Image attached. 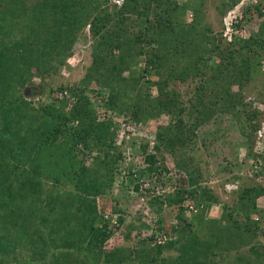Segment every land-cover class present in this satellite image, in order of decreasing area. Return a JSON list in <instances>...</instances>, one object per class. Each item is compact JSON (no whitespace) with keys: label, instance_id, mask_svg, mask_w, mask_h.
Masks as SVG:
<instances>
[{"label":"rangeland","instance_id":"obj_1","mask_svg":"<svg viewBox=\"0 0 264 264\" xmlns=\"http://www.w3.org/2000/svg\"><path fill=\"white\" fill-rule=\"evenodd\" d=\"M173 1L182 7L183 13L180 15L167 11L170 14L166 13L165 16L173 23L174 30L171 34L175 37L178 33H182L179 29L183 25L185 30L188 29L187 26L194 27L186 40L192 43L195 40L196 45L202 43L203 50L199 49L198 53L201 56L199 67L205 73L204 76L201 74L190 77L185 82L172 80L169 78L168 68L174 62V57L171 58L161 51L162 66L159 67L161 74L157 80L161 87L164 84V97L167 96L168 99L172 97L177 105L184 107L185 124L193 123L188 115L191 112L195 117L203 116L202 119H205L204 115L207 114L210 119L196 130L195 135L192 134L194 137L187 134L190 139L189 145L182 148L175 145L172 149L165 147L159 152L156 151L155 146L158 142L156 134L159 128L167 126L175 119L172 112L158 105L157 87L151 86L147 96L145 94L147 91L144 92L146 84L143 83V86H140V92H144L141 97L146 102L155 100L152 103L154 116H148L140 121L105 109L104 102L108 98V89L87 90V95L84 94L86 98L84 102L87 107L90 106V111L92 110L97 122L112 120L115 135L112 149L100 146L83 148L81 142L74 143V140H71V137L72 139L74 137L75 122L65 124L60 121L50 129L60 127L62 131L58 135L59 141H67V148L74 147L72 154L69 156L62 153L57 163L54 159L58 156H48L42 159L45 161L43 163L37 161L35 155L30 157L31 161L27 160L28 156L24 154L23 149L25 141L19 137V130L10 128L6 131L7 137L0 133V150L8 152L5 154L8 155L6 157L8 167L0 169V204L3 201L6 203L0 216L5 218V222L11 223L7 228L5 227V231L2 230L3 223H0V237L5 238V246H7L6 252H0V264H189L179 259V251L176 250L178 243H175L178 235L170 230L168 221L162 220L158 215L155 216L159 204H164L167 200L165 196L176 194L178 190H188L191 180L189 176L193 175L192 177H196L197 181L194 182H197L199 191L205 188V192L209 191L218 200L207 210V218L219 220L225 204L235 206L237 192L240 189L261 183L262 175L260 173L259 176L253 175L256 167L253 163L250 164L252 158L246 156L245 145L248 144V133L244 134L238 125V122L243 126L246 124L245 117L242 116L237 120L229 113H219L214 102L225 98L234 100L241 111L243 109L238 102L242 106L247 105L246 109L255 107L258 111L263 110L260 102L264 100V59L257 61L258 54L247 47L245 41L251 39V34L257 32L259 23L264 20V2H261L262 0ZM4 2L5 0H0L2 5ZM36 4L37 0H27L25 3L26 7L31 5L28 12L34 13L35 18L39 17L35 19V32L38 33L42 27V14L39 13ZM254 5H260L261 17L257 16ZM93 13L104 16L103 12ZM52 18L53 16H49L46 23L57 31L62 30L60 21L54 25ZM167 39L172 40L169 34ZM180 41L182 42V39ZM188 41H183L187 48L190 47ZM93 44V37L87 26L75 42L72 56L70 55L73 58L70 56L66 58L65 63L59 66V75L48 77L44 82L54 88L60 86L80 88L79 82L85 75L86 68L91 65L90 48ZM242 46L245 47L241 49ZM214 47L219 49L216 50ZM233 51V57H229L228 54ZM218 52L220 56L217 55ZM112 53L116 54V59L111 61L106 57L109 66L119 61L118 50ZM106 55L109 56L107 53L104 56ZM244 61H247L248 66L242 68ZM52 65L55 63L53 62ZM142 66V63L135 64L134 68ZM31 69L35 71V67ZM127 74L128 72L125 71L123 76ZM234 78L240 79L234 85H230L229 82ZM39 83L40 80H36L35 84ZM27 88L23 89L21 94L33 108L55 102L53 97L39 98L35 95V91H26ZM57 99L67 100L66 112H69L77 102V97L70 94L58 95ZM82 107L84 108V105ZM241 113L245 114V112ZM87 119L89 117L86 121ZM258 122L260 127L264 128V113L256 116L253 121V123ZM2 128L3 125L0 124V130ZM244 130L250 134V127ZM87 139L90 140V137L88 136ZM251 140L255 153L264 157V134L258 135L256 132L251 136ZM143 147H145L144 151ZM147 155H155L158 167L160 162L158 160L163 162L164 167L161 165L159 167L162 178L158 181H149L147 178L150 176L149 164L145 160ZM72 158L74 166H71ZM112 159H115V162ZM180 162L184 163L183 169L175 166ZM234 162L238 164L235 170L236 179L224 170L225 165ZM94 163L96 167H93ZM260 163L259 158L257 167ZM35 165H42L38 167L39 172L35 171ZM58 168L62 177L53 172ZM62 168L66 171L70 169L71 177L64 174ZM97 187L98 189L95 190ZM22 194L27 196L24 197ZM81 197L86 198L87 204L95 205L96 216L101 222L96 219L93 225L99 228L106 225L110 232L100 247L91 244V238L86 233L88 231L83 227V223L87 224L86 227L90 226L91 221L76 211L80 206ZM254 203L252 221L258 224L257 233L236 231L238 236L241 235L243 242L236 253L245 260L249 259L250 262H254L257 257L264 259V193L258 196ZM184 206L185 217L189 219L196 212V208L192 200H187ZM234 216L237 217L236 214ZM237 218L242 221V215H238ZM171 224L177 226L175 220ZM168 243L175 245L166 248ZM161 246L162 249H158ZM109 253L112 255L107 256ZM212 260L215 262L216 258Z\"/></svg>","mask_w":264,"mask_h":264},{"label":"trees","instance_id":"obj_2","mask_svg":"<svg viewBox=\"0 0 264 264\" xmlns=\"http://www.w3.org/2000/svg\"><path fill=\"white\" fill-rule=\"evenodd\" d=\"M26 1L5 0L4 5L0 3V8L2 7L0 10V124L3 125L0 133L7 137L6 131L10 128L19 130V137L25 141V144L21 143V145L24 144L23 149L24 154L28 156L27 160L31 161L30 157L35 155L37 161L44 163L43 158L58 156L54 159V162L57 163L62 153L71 156L74 147L67 148V141H59L58 135L62 131L60 127L50 129L52 125L60 121L65 124L75 122L74 137L73 139L71 137V140H74V143L81 142L83 148L100 146L112 149V141L115 138L114 124L111 119L102 122L95 120L90 106L87 107L84 102L87 90L108 89L109 94L104 102V108L117 115L123 114L135 121H140L148 116H154L152 103L155 102V100L146 102L141 94L147 91L145 94L148 96L149 88L157 87L159 99L156 101L158 105L165 108L166 111L172 112L175 119L167 126L159 128L156 134L158 142L155 146V150L158 152L165 147L172 149L175 145L181 148L189 145L190 139L187 134L194 137L192 134L195 135L196 130L210 119L207 114V116L204 115L206 118L202 119L203 116L195 117L191 112L188 115L193 123L185 124L184 107L177 105L174 98L164 97V84L161 87L157 80L161 74L159 70V67L162 66L160 64L161 51L167 53L171 58L174 57V62L168 68L170 79L185 82L190 77H197L201 74L204 76L205 73L199 67L201 56L198 53L199 49L203 50L202 43L196 45L195 40L194 43L186 40L194 27L186 25L189 30H185L183 25L179 29V32L182 33H178L175 37L171 34L174 30L173 23L166 18V13L168 14L170 11L180 15L183 13L182 7L175 1L124 0L123 4L118 7L112 4L111 0H37L36 5L39 13L42 14V27L38 33L35 32V19L39 17L35 18L34 13L28 12L31 5L26 7ZM233 5L234 3L231 4V6ZM253 8L257 11V16L261 17L260 5H254ZM94 11H98L99 14L103 12L104 16H101L102 14L94 15ZM49 16H53L54 25L60 21L62 30L57 31L46 23ZM87 26H89L94 44L90 48L91 65L86 68L87 71L79 82L81 87H49V84L44 82L45 79L59 75V66H62L66 58L71 55L75 42ZM168 34L172 38L171 41L167 39ZM195 39L198 40L197 37ZM183 41H188L190 47L187 48ZM206 41H208L207 38ZM237 43L239 42L237 41ZM167 44H169L168 47ZM245 44L258 54L256 55L257 61L264 59V20L259 23L257 32L251 34V39L246 40ZM232 45L231 43L230 46ZM243 47L245 46H242L241 49ZM167 48L170 49L167 50ZM116 49L119 52V61L113 66H109L107 59L110 58L111 61L116 59V54L112 53ZM214 49L217 50L219 47H214ZM11 53L14 54L11 55ZM106 53L109 56H104ZM233 54L234 51L230 52L228 56L233 57ZM217 55L220 56L219 52ZM53 62L55 65H52ZM139 62L143 66L135 69L134 65H139ZM243 64L242 68L248 66L247 61H244ZM32 67H35V71H32ZM125 71L128 72L127 76H123ZM241 76L243 77L242 73ZM35 77L40 79V83L34 86L35 89L33 88L36 93L50 99L54 93L66 90L71 96L77 97L76 104L69 112H66L67 100L53 97L55 100L53 104L42 105L38 108L31 107L21 92L26 86L33 84ZM239 79H232L229 82L230 85H234ZM143 83L146 84V90L140 92V86H143ZM235 103L234 100L230 101L225 98L217 99L214 102L219 113H229L232 118L237 120L242 116L245 117L246 124L243 126L238 122V125L244 134L248 133V144L245 145L246 156L252 158L250 164L253 163V166L256 167L253 175L259 176L260 173L262 180L260 179L261 183L254 186L240 189L237 192L235 206L225 204L219 220L207 218V210L213 205L212 203H217L218 200L209 191L205 192V188L199 191L196 186L197 182H194L197 181L196 177H192L193 175L189 176L191 180H189L188 190H178L176 194L165 196L167 200L164 204H159L155 216L158 215L162 220L168 221L170 230L178 235L175 243H178L176 250L179 251V259L185 260L189 264H264V259L260 257H257L254 262H250L249 259L245 260L243 256L236 253L243 244L241 235L238 236L236 231L247 233H257L258 231V224L252 221V212L255 207V199L264 193V157L255 153L251 136L261 128L259 122L253 123V121L256 116L264 113V100L260 102L263 105L262 111L251 106L246 109L247 105L242 106L238 102L243 109L241 111ZM191 104L193 105V103ZM241 112H245V114L243 115ZM88 117L89 119L86 121ZM246 127H250V134L244 130ZM88 136L90 140L87 139ZM249 140L251 141L249 142ZM3 149L5 150V147ZM144 150L145 147H143ZM7 153V151L0 150V169L8 167V158H6L8 155H5ZM259 158L261 163L257 167ZM114 160L112 159L113 162H115ZM145 160L149 164L148 173L150 176H147L149 181H158L162 178V172L159 170L160 165L164 167L162 160H158V162L160 161L159 167L156 166L155 155H147ZM112 161L110 160V162ZM41 166L35 165V171L39 172L38 167ZM71 166H74L73 158ZM175 166L178 169H183L184 163L180 162ZM93 167H96L95 163ZM237 167L238 164L234 162L225 165L224 170L228 175L235 177ZM253 169L252 167L251 170ZM60 171L58 168L53 172L62 177L63 175L59 174ZM63 172L70 177L72 175L70 169L63 170ZM22 195L27 196L26 194ZM81 198L80 206L76 211L91 221L90 226L86 227L87 224L83 223V227L88 231L86 233L91 238V244L100 247L110 232L106 225L100 228L93 225L94 220H100L96 216L95 205H89L86 198ZM187 200H192L196 208V212L189 219L185 217L184 203ZM5 207L6 203L3 201L0 204V212ZM234 214L237 217L242 215V221ZM4 219L0 216V223H3L2 230L5 231L11 223L5 222ZM173 220L177 222V226H172ZM175 243H168L166 248L175 245ZM162 247H158V249H162ZM4 251H7L5 238L0 237V252ZM110 255L112 254L109 253L107 256ZM214 257L216 258L215 262L212 260Z\"/></svg>","mask_w":264,"mask_h":264},{"label":"clouds","instance_id":"obj_3","mask_svg":"<svg viewBox=\"0 0 264 264\" xmlns=\"http://www.w3.org/2000/svg\"><path fill=\"white\" fill-rule=\"evenodd\" d=\"M112 4H114L113 1H112ZM115 5H116V4H115ZM121 5H122V4H121ZM121 5H116V6L119 7V6H121ZM73 47H74V46H73ZM72 51H73V49H72ZM71 54H72V53H71ZM71 56H72V55H71ZM71 56H70V58H73V57H71ZM67 61H68V60H67ZM66 63H67V62H66ZM36 80H40V79H39V78H35V79L33 80V82H32L33 84H31V85H29V86H26V87H28V88L26 89V91H35V90H34V89H35L34 86L36 85V84H35ZM26 87H25V88H26ZM25 88H24V89H25ZM33 88H34V89H33ZM63 91H64V90H62V91H60V92H56V93H54L53 97H54L55 99H57V98H58V94H59V93H62ZM35 95L38 96L39 98H40L41 96H43V95H41V94H39V93H36V91H35ZM27 103H28V102H27ZM34 104H36V102H35ZM31 107H32V106H31Z\"/></svg>","mask_w":264,"mask_h":264},{"label":"built area","instance_id":"obj_4","mask_svg":"<svg viewBox=\"0 0 264 264\" xmlns=\"http://www.w3.org/2000/svg\"><path fill=\"white\" fill-rule=\"evenodd\" d=\"M114 4L116 5H121L123 4L124 0H112ZM264 63V61H263ZM59 96H62V95H69V92L68 91H63L62 93H59L58 94ZM261 107V106H260ZM261 134H264V128H260V130L258 131V135H261ZM119 136V135H118ZM261 137V136H260Z\"/></svg>","mask_w":264,"mask_h":264}]
</instances>
